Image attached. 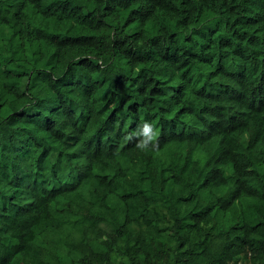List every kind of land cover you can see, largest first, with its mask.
<instances>
[{"label": "trees", "instance_id": "trees-1", "mask_svg": "<svg viewBox=\"0 0 264 264\" xmlns=\"http://www.w3.org/2000/svg\"><path fill=\"white\" fill-rule=\"evenodd\" d=\"M0 264H264V0H0Z\"/></svg>", "mask_w": 264, "mask_h": 264}, {"label": "clouds", "instance_id": "clouds-1", "mask_svg": "<svg viewBox=\"0 0 264 264\" xmlns=\"http://www.w3.org/2000/svg\"><path fill=\"white\" fill-rule=\"evenodd\" d=\"M134 135L142 137V139L137 144V147L141 150L148 149L150 144H153L155 147L156 137L157 133L153 130V127L151 124L145 122L142 127L134 133Z\"/></svg>", "mask_w": 264, "mask_h": 264}, {"label": "rangeland", "instance_id": "rangeland-1", "mask_svg": "<svg viewBox=\"0 0 264 264\" xmlns=\"http://www.w3.org/2000/svg\"><path fill=\"white\" fill-rule=\"evenodd\" d=\"M104 226L108 229H112L113 227L111 225H108V224H104Z\"/></svg>", "mask_w": 264, "mask_h": 264}]
</instances>
